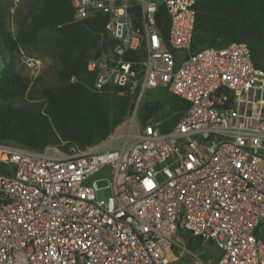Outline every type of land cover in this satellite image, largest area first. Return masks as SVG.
Instances as JSON below:
<instances>
[{
  "label": "built area",
  "instance_id": "built-area-1",
  "mask_svg": "<svg viewBox=\"0 0 264 264\" xmlns=\"http://www.w3.org/2000/svg\"><path fill=\"white\" fill-rule=\"evenodd\" d=\"M197 2L72 0L74 21L107 17L117 43L89 61L94 89L118 90L134 109L84 150L0 144L12 168L0 174V264H211L210 249L213 264H264V70L243 42L193 51ZM161 90L189 103L167 132L140 117ZM105 168L104 185L85 184Z\"/></svg>",
  "mask_w": 264,
  "mask_h": 264
},
{
  "label": "trees",
  "instance_id": "trees-1",
  "mask_svg": "<svg viewBox=\"0 0 264 264\" xmlns=\"http://www.w3.org/2000/svg\"><path fill=\"white\" fill-rule=\"evenodd\" d=\"M195 9L193 51L243 42L249 46L254 65L264 70V0H198ZM169 20L165 6L161 5L157 26L165 36ZM107 23L105 16L74 21L72 0H35L28 24L17 36L8 31L4 19L0 18L3 63L0 67V144H15L35 151L49 146L64 151L70 147L84 150L107 140L130 117L133 99L119 94L118 90L96 91V73L88 67L91 59L117 45L108 34ZM32 32L56 33L57 70L52 84L40 79V87L29 90V79L16 72L9 62L12 51L19 44L28 43ZM168 94L160 91L163 98ZM171 95L182 104V113L171 123H165L163 98L145 99L140 108L141 120L161 121L164 132L174 127L189 103ZM11 173V167L0 163V174ZM179 234L188 248L202 250L199 238L184 230ZM256 235L264 240V224Z\"/></svg>",
  "mask_w": 264,
  "mask_h": 264
},
{
  "label": "rangeland",
  "instance_id": "rangeland-1",
  "mask_svg": "<svg viewBox=\"0 0 264 264\" xmlns=\"http://www.w3.org/2000/svg\"><path fill=\"white\" fill-rule=\"evenodd\" d=\"M34 1L35 0H0V18L4 19L8 31L13 36H17L21 28L28 24L29 11ZM56 46H58V38L55 32H49L48 34L32 32V37L29 39L28 43L19 44V47L12 51L13 58L10 59L11 61L9 64L16 72L29 79V90L40 87V84H42V82L39 81L40 79L46 84H52L54 82L57 70L56 58L54 55V48H56ZM2 66L3 63L0 60V67ZM145 97H147V95ZM162 98L163 96H160V91H151L146 99L156 101ZM163 103V116L166 117L165 123L167 121L171 123L175 117H178L182 113V107H180L182 104L171 94L163 98ZM126 121L121 126L125 125ZM127 131L128 127H123L120 133H126ZM71 148L73 147H70L69 150ZM109 174L110 169L105 168L95 174L85 184L99 181L100 185H104L105 182L102 180L108 178ZM217 256L218 254L212 249L206 252V260L211 264L214 263ZM180 262L183 264H190V257L185 255Z\"/></svg>",
  "mask_w": 264,
  "mask_h": 264
},
{
  "label": "water",
  "instance_id": "water-1",
  "mask_svg": "<svg viewBox=\"0 0 264 264\" xmlns=\"http://www.w3.org/2000/svg\"><path fill=\"white\" fill-rule=\"evenodd\" d=\"M142 59H144V57Z\"/></svg>",
  "mask_w": 264,
  "mask_h": 264
},
{
  "label": "crops",
  "instance_id": "crops-1",
  "mask_svg": "<svg viewBox=\"0 0 264 264\" xmlns=\"http://www.w3.org/2000/svg\"><path fill=\"white\" fill-rule=\"evenodd\" d=\"M185 264V263H184Z\"/></svg>",
  "mask_w": 264,
  "mask_h": 264
}]
</instances>
